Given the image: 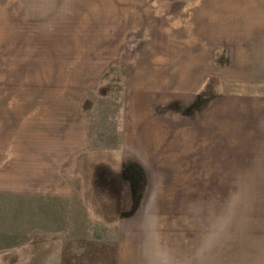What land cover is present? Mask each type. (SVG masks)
Here are the masks:
<instances>
[{
	"label": "rangeland",
	"instance_id": "obj_1",
	"mask_svg": "<svg viewBox=\"0 0 264 264\" xmlns=\"http://www.w3.org/2000/svg\"><path fill=\"white\" fill-rule=\"evenodd\" d=\"M32 2L0 0V264H117L125 209L153 195L169 238L186 241L191 206L248 167L261 139L255 121L264 113V0H69L67 17L34 15ZM200 5L209 21L240 18L250 33L245 58L260 76L212 74L183 91L184 79L172 77L170 92L152 101L169 115L161 156L140 159L144 164L126 159L119 152L125 90L133 83L126 70L137 54H167L164 32L172 35L171 74L177 55H208L210 40L195 44L191 31ZM212 102L219 109L212 131L189 138V119L204 116ZM77 107L88 120V146L61 165L56 149ZM125 129L131 138V126ZM57 175L74 193L68 230L51 222L58 202L42 196ZM258 194L257 214L264 215V184ZM57 208L61 214L66 207Z\"/></svg>",
	"mask_w": 264,
	"mask_h": 264
},
{
	"label": "crops",
	"instance_id": "obj_2",
	"mask_svg": "<svg viewBox=\"0 0 264 264\" xmlns=\"http://www.w3.org/2000/svg\"><path fill=\"white\" fill-rule=\"evenodd\" d=\"M196 9V15L194 16L195 22L193 25L191 24V27L194 29H191V31L194 33L195 44L197 42L202 43L203 39L210 40L208 43V46H210L208 55L204 57L200 54L198 58L195 55L193 59L185 55H177L175 60L179 64L178 70L177 73L171 74L172 56L170 54V39L172 35L169 32V34L164 32L162 37L163 42L161 44L164 46L162 50L164 51L166 49L167 54L149 53L141 56L137 54L136 58L131 61L137 64H131V69L126 70L128 71L127 77L130 76L133 79V83H130L131 87L125 90V96L129 94V97L124 96V99H129L130 103L127 105L125 101L122 110L124 115V129L122 130V147L119 152L126 159H135L139 163L144 164L140 159H153L161 156L159 153L161 151L160 147L168 141V138L164 136L165 132L161 128L163 125L169 124V122L165 123V119L169 115L163 108H157L159 107L158 105L153 107L154 102L152 101L156 93V95H162L159 98L162 100L164 98L163 95L170 92L172 77L184 79L178 88V91H183V88L187 86H190L192 90L196 89L203 82L204 78L212 74L220 75L221 78H236L239 81L240 78H248L255 73L258 77L260 76L253 69L254 65H250L245 58L248 49L244 45V42L249 38L250 33L245 30L247 27L242 23L240 18L234 16L235 14H231L227 15L224 20L222 18V21H215L214 18H210V21H213L211 23L209 19L203 17L202 12H198L200 9L201 11L204 9L203 5H200ZM241 12V10H236V14H240ZM205 20L208 22L205 23ZM222 37H225V41L222 40L220 42L219 39ZM214 40L215 42H213ZM148 45H151V43ZM260 53H262L260 60L264 63V49H260ZM216 62L217 64H215ZM140 78H146V83L142 84L141 82L139 84L135 82V79ZM222 80L226 83L225 79ZM180 99L184 103L189 100L187 96ZM161 100H157L156 104L161 102ZM212 106L213 111L210 110ZM209 108L205 109L204 116H194V123H191L193 121L189 119L190 123L186 131L189 138L191 135L201 134L203 131H208L209 129L212 131L215 120L218 118L219 109L213 102ZM72 115H74L72 116V121L66 126V132L61 136L58 148L56 149V155L57 157L59 156L61 165H64L68 159L76 153L85 150L88 146V120L86 114L82 113L77 107L74 113L72 111ZM205 117L209 120L201 121ZM129 125L131 126V138L129 137L128 139V133H126L127 129L125 127ZM129 141L131 145L128 151L126 144ZM153 163V161L149 162L150 165H153ZM43 189L42 196L58 202V204L52 205L53 209L50 213L51 222H64L66 223V227L63 226V228L68 230L70 228L71 208L74 201L71 183L64 178H59V175H57V179L52 185ZM59 205L66 207L61 214L58 213L57 207Z\"/></svg>",
	"mask_w": 264,
	"mask_h": 264
},
{
	"label": "clouds",
	"instance_id": "obj_3",
	"mask_svg": "<svg viewBox=\"0 0 264 264\" xmlns=\"http://www.w3.org/2000/svg\"><path fill=\"white\" fill-rule=\"evenodd\" d=\"M30 12L67 17L71 6L69 0H33ZM255 130L261 139L249 166L234 170L218 193L189 209L186 241L174 242L164 231L154 195L129 204L117 264H264V215L257 214L258 188L264 184V113L257 115Z\"/></svg>",
	"mask_w": 264,
	"mask_h": 264
}]
</instances>
